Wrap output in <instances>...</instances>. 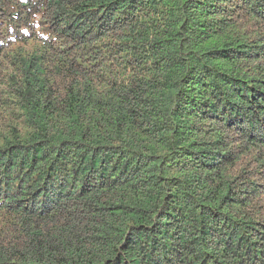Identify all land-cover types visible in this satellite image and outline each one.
<instances>
[{"label":"trees","instance_id":"obj_1","mask_svg":"<svg viewBox=\"0 0 264 264\" xmlns=\"http://www.w3.org/2000/svg\"><path fill=\"white\" fill-rule=\"evenodd\" d=\"M0 264H264V0H0Z\"/></svg>","mask_w":264,"mask_h":264}]
</instances>
